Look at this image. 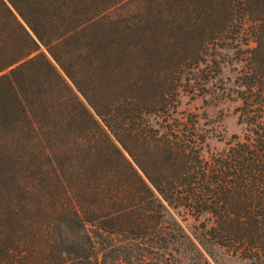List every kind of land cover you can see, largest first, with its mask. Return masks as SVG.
<instances>
[{
  "label": "trees",
  "instance_id": "trees-1",
  "mask_svg": "<svg viewBox=\"0 0 264 264\" xmlns=\"http://www.w3.org/2000/svg\"><path fill=\"white\" fill-rule=\"evenodd\" d=\"M221 50L245 130L204 156L179 95ZM223 257L264 264V0H0V264Z\"/></svg>",
  "mask_w": 264,
  "mask_h": 264
},
{
  "label": "rangeland",
  "instance_id": "rangeland-1",
  "mask_svg": "<svg viewBox=\"0 0 264 264\" xmlns=\"http://www.w3.org/2000/svg\"><path fill=\"white\" fill-rule=\"evenodd\" d=\"M215 55L219 68L211 63L200 65L199 71H194L197 77L190 76L194 91L188 92L190 89L187 88L188 91L182 90L179 95V116L187 117L191 113L197 116V126L206 139L202 149L204 156L224 148L232 135H241L245 130L244 124L238 120L240 100L236 94L239 89L236 76L242 66L240 57L232 50H221ZM172 212L188 234L196 233L198 222L193 217L181 210ZM218 262L241 264L239 260L228 257Z\"/></svg>",
  "mask_w": 264,
  "mask_h": 264
}]
</instances>
